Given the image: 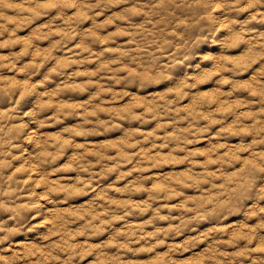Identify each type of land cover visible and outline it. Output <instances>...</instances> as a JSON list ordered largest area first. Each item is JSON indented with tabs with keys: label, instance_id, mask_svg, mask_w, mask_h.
Here are the masks:
<instances>
[{
	"label": "clouds",
	"instance_id": "9594fccd",
	"mask_svg": "<svg viewBox=\"0 0 264 264\" xmlns=\"http://www.w3.org/2000/svg\"><path fill=\"white\" fill-rule=\"evenodd\" d=\"M0 264H264V0H0Z\"/></svg>",
	"mask_w": 264,
	"mask_h": 264
}]
</instances>
